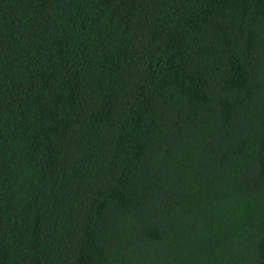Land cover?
<instances>
[{"label":"trees","instance_id":"obj_1","mask_svg":"<svg viewBox=\"0 0 264 264\" xmlns=\"http://www.w3.org/2000/svg\"><path fill=\"white\" fill-rule=\"evenodd\" d=\"M0 264H264V0H0Z\"/></svg>","mask_w":264,"mask_h":264}]
</instances>
